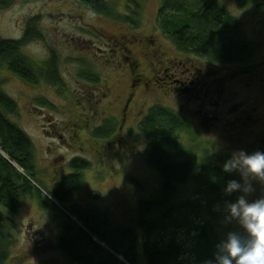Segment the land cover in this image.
<instances>
[{"label": "rangeland", "instance_id": "rangeland-1", "mask_svg": "<svg viewBox=\"0 0 264 264\" xmlns=\"http://www.w3.org/2000/svg\"><path fill=\"white\" fill-rule=\"evenodd\" d=\"M108 1L118 15L132 14L131 0ZM220 1L241 23L236 36L257 45L256 55L247 65L229 64L219 68L227 72L224 82L226 109L233 104L240 107L242 101L258 107L256 117L261 119L253 129L261 131L255 135V143L260 149L248 145L243 151L264 152L260 143L264 142V105H261L264 103V86L260 87L258 83L249 86L247 83L251 77L249 68H256L253 77H264V8L257 7V0H248L245 6H240L237 0ZM160 6L161 0H144L139 7L138 26L95 13L78 0H10L6 7L0 8L1 37L20 38L28 20L38 17L37 25L44 39L32 40L23 47V53L41 65L54 53L58 62L60 84L46 79L30 83L0 61L2 87L17 103L16 113L9 115L33 140L34 161L40 172L38 178L43 180L44 188L50 189L55 181L71 171L67 166L69 159L80 156L91 161V166L82 170L83 183L71 203L82 210L98 213L106 227L135 225L141 200L159 194L161 176L148 159L150 141L139 130V122L151 105H166L187 119V127L176 137L185 151L191 150L201 163L223 169L225 160L233 152L240 151L235 145L236 140L239 141L237 136L234 140L223 138L226 133L230 135L231 125L228 124L230 129L226 132L224 124L210 127L196 113V109L201 108L197 106L201 105L200 100L197 103L187 101L174 91L180 76L173 74L171 66L163 65L168 56H187L214 64L175 48L159 26ZM122 34L123 37L119 38ZM158 52H165L167 56L161 58ZM134 58L138 65L132 67L130 63ZM85 68H90L98 76V81L83 76ZM132 76L140 81L134 87V96L130 97L133 98L130 108L125 110ZM42 99L50 104L43 105L39 102ZM204 109L222 111L216 107ZM106 119L116 122L115 135L95 136L94 128L103 125ZM230 120L232 118L227 121ZM117 136L121 141H113ZM0 151L5 154L1 148ZM186 154L184 152L183 156ZM15 166L22 171L19 165ZM234 174L243 183L239 173ZM213 179L211 174H205L202 182L192 180L180 185L172 203L206 197L205 182ZM252 185L254 191L247 196L249 202L264 197V183L253 180ZM44 188L41 190L45 199L54 201ZM240 195L242 193L237 191L235 200ZM40 202L37 193L24 192L19 213L5 211L13 221L14 226L8 227L15 240L9 258L3 264H77L56 248L63 222L60 215L66 211L58 205L60 210H52L58 216H52ZM164 211L156 210L150 217L157 218ZM226 214L212 218L206 214L195 216L177 212L162 221L160 227L150 234V240L178 239L188 249L182 256L183 261H191L199 225L204 221L213 224L221 239L229 231L244 234L237 221H225ZM138 230L142 238L144 229ZM140 254L139 264H147L144 253L141 251Z\"/></svg>", "mask_w": 264, "mask_h": 264}, {"label": "trees", "instance_id": "trees-1", "mask_svg": "<svg viewBox=\"0 0 264 264\" xmlns=\"http://www.w3.org/2000/svg\"><path fill=\"white\" fill-rule=\"evenodd\" d=\"M78 1L95 13L130 21L128 23H132L131 26L140 24L139 7L144 0H131L132 14L127 16L118 15L108 0ZM9 2L10 0H0V8L6 7ZM247 2L248 0H237L240 6H245ZM257 7L264 8V0H257ZM158 17L160 28L181 53L214 65H247L256 55L257 45L253 41L236 36L241 23L220 0H161ZM37 19L38 17H32L28 20L20 38L0 36V61L30 83L46 79L60 84L58 62L54 53L44 65L35 63L23 53V47L32 40L44 39ZM83 71V76H91L98 81V76L90 68ZM39 102L43 105L50 104L45 99ZM16 111V101L4 91L0 81V148L5 153L0 151V264L9 258L15 240L8 227L14 226L13 221L5 211L19 213L24 192L32 195L37 193L41 205L52 216H58L55 212L59 209L52 199L44 197L41 190L44 182L39 179L40 172L34 161L33 140L9 115ZM115 124L116 122L106 119L103 125L94 128L93 133L95 136H110L116 129ZM186 124L187 119L183 115L160 103L151 105L140 120L139 130L150 141L148 159L161 176V186L157 197L141 200L140 214L132 226L106 227L98 213L82 210L77 204L71 203L74 193L83 183L82 170L89 168L92 163L80 156L69 159L67 166L71 171L62 175L50 189L44 188L79 221L71 218L65 211L60 215L63 222L56 244L57 250L77 264H139L141 251L147 264L214 262L216 245L222 239L208 220L199 225L193 248L194 259L191 261H183L182 256L188 249L178 239L170 238L164 242L150 240V234L160 227L162 221L177 212L184 211L195 216L206 214L218 218L226 214L225 201H236V192L226 195L224 191L229 180L239 181L234 173H223L219 166L201 163L191 150L185 151L176 135L187 127ZM184 152L187 153L186 156H183ZM13 163L19 165L22 171ZM205 174H211L214 178L205 182L206 197L172 203L180 185L192 180L202 182ZM163 209V215L150 217L156 210ZM138 228L144 229L142 238ZM94 236L108 248L95 240Z\"/></svg>", "mask_w": 264, "mask_h": 264}, {"label": "flooded vegetation", "instance_id": "flooded-vegetation-1", "mask_svg": "<svg viewBox=\"0 0 264 264\" xmlns=\"http://www.w3.org/2000/svg\"><path fill=\"white\" fill-rule=\"evenodd\" d=\"M123 37V34L119 36V38ZM142 40V39H141ZM144 40L149 41L147 37H144ZM152 45V44H150ZM154 46V45H152ZM154 48V47H153ZM159 57L162 58L163 56H167L165 52L157 53ZM131 66L135 67L138 65V61L134 58L131 61ZM164 66L169 65L174 68V75H178L180 77L177 78L178 81L177 86L175 87V92L180 97L186 98L187 101L194 100L197 103V100H200L201 108L196 109V113L198 117L201 119H205L206 123L212 128H217L218 125L224 124L223 127L225 128V132L228 131L229 125H231V133L230 135L224 134L223 138H229L230 140H234L237 136L239 141L236 140V146L239 150H244L248 148V145H254L252 148L260 149L256 141L255 135L260 133L261 131H256L255 128L261 119L260 116L256 117L258 107L255 105H251L249 103H245L244 101L240 102V107L233 104V108L227 107V98H226V91L224 82L227 78V72H222L219 68L225 67L224 65H210L208 63L202 62L198 59H193L191 57L183 56H168L163 63ZM200 66V67H198ZM184 68L181 71V68ZM134 69V68H133ZM256 68H249L251 77L248 78L247 83L249 86H252L256 83L259 84L260 87L264 86V77H253L252 73ZM136 71V70H135ZM229 73V72H228ZM132 76V86L129 91L130 96L126 100L125 110L130 108V104L133 97V90L140 78H136ZM143 80V78H142ZM144 84V82H143ZM264 90V89H262ZM189 94V95H188ZM193 95V96H192ZM259 98V96H258ZM263 101H264V94H263ZM261 105H264L261 102ZM211 107H216L221 109V112L205 110ZM230 120L228 122L227 120ZM246 120V121H245ZM229 124V125H228ZM224 132V133H225ZM115 135V134H114ZM118 135V134H117ZM118 137V136H117ZM115 137L113 141H121L120 138ZM112 141V142H113ZM248 141L251 143L249 144ZM264 146V142H260ZM251 148V149H252ZM253 151V149H252ZM254 152V151H253Z\"/></svg>", "mask_w": 264, "mask_h": 264}, {"label": "clouds", "instance_id": "clouds-1", "mask_svg": "<svg viewBox=\"0 0 264 264\" xmlns=\"http://www.w3.org/2000/svg\"><path fill=\"white\" fill-rule=\"evenodd\" d=\"M226 173H239L243 183L229 180L224 189L226 195L241 192L235 202L225 201V221H237L244 234L229 231L216 245L214 262L206 264H264V197L249 202L248 194L254 191L252 181L264 183V152L248 153L240 150L223 164Z\"/></svg>", "mask_w": 264, "mask_h": 264}, {"label": "water", "instance_id": "water-1", "mask_svg": "<svg viewBox=\"0 0 264 264\" xmlns=\"http://www.w3.org/2000/svg\"><path fill=\"white\" fill-rule=\"evenodd\" d=\"M14 164V163H13ZM14 165H16V164H14ZM54 202L57 204V205H59L64 211H66L67 212V209L64 207V206H62L58 201H56L55 199H54ZM68 213V215L71 217L72 216V214H70L69 212H67ZM73 219L74 220H76V221H78L77 220V218L75 217V216H73ZM79 222V221H78ZM95 240H97V238H95ZM98 242H101L100 240H97ZM101 244L102 245H104V246H106L107 248H108V246L106 245V244H104L103 242H101Z\"/></svg>", "mask_w": 264, "mask_h": 264}, {"label": "bare ground", "instance_id": "bare-ground-1", "mask_svg": "<svg viewBox=\"0 0 264 264\" xmlns=\"http://www.w3.org/2000/svg\"><path fill=\"white\" fill-rule=\"evenodd\" d=\"M67 212H69L68 210H67ZM70 213V212H69ZM71 214V213H70ZM78 220V219H77ZM78 222V221H77ZM95 237V236H94ZM96 238V237H95Z\"/></svg>", "mask_w": 264, "mask_h": 264}]
</instances>
